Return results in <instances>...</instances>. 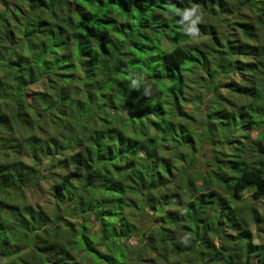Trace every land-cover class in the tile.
<instances>
[{
  "label": "trees",
  "instance_id": "obj_1",
  "mask_svg": "<svg viewBox=\"0 0 264 264\" xmlns=\"http://www.w3.org/2000/svg\"><path fill=\"white\" fill-rule=\"evenodd\" d=\"M254 198L264 0H0V264H264Z\"/></svg>",
  "mask_w": 264,
  "mask_h": 264
},
{
  "label": "clouds",
  "instance_id": "obj_2",
  "mask_svg": "<svg viewBox=\"0 0 264 264\" xmlns=\"http://www.w3.org/2000/svg\"><path fill=\"white\" fill-rule=\"evenodd\" d=\"M190 3L191 0H189V4ZM178 15L180 16L179 23L182 25V30L184 34L189 37L197 35L198 29L196 25L201 20L200 10L196 6H186L178 12ZM185 21L188 22V27L186 30L185 27H183ZM131 87H137L135 81H133Z\"/></svg>",
  "mask_w": 264,
  "mask_h": 264
},
{
  "label": "rangeland",
  "instance_id": "obj_3",
  "mask_svg": "<svg viewBox=\"0 0 264 264\" xmlns=\"http://www.w3.org/2000/svg\"><path fill=\"white\" fill-rule=\"evenodd\" d=\"M197 38L200 37V35L197 33V35H195ZM53 183V181H51V183H43L42 185L44 186L43 191L45 194V198H50V194L51 193L48 188L51 186V184ZM204 182H201V184L203 185ZM41 201H44L42 198H40ZM253 201H255V205L257 206L258 209H262V207L264 206V200H258L256 198L253 199Z\"/></svg>",
  "mask_w": 264,
  "mask_h": 264
}]
</instances>
